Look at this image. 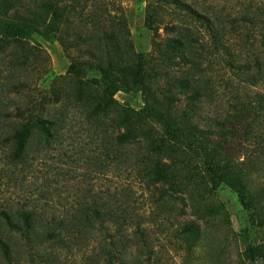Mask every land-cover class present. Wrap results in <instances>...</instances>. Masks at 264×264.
<instances>
[{
  "label": "rangeland",
  "instance_id": "374dc122",
  "mask_svg": "<svg viewBox=\"0 0 264 264\" xmlns=\"http://www.w3.org/2000/svg\"><path fill=\"white\" fill-rule=\"evenodd\" d=\"M53 1L67 11V24L56 35L62 43L37 34L0 43L1 139L36 118L54 120L59 128L51 147L33 145L34 158L22 172L26 175L22 188L12 183L7 191L36 196L42 208L57 216L73 213L86 201L102 200L113 189L124 196L127 213L144 221L157 264H241L245 246L257 244L261 236L250 228L237 194L229 187L221 185L211 195L204 188L194 192L183 186L149 189L146 172L153 165L139 143L118 150L119 158L108 169L102 163L104 137L115 132L112 122L123 116L133 119L150 104L140 84L130 85V71L117 79L114 106L95 111L87 99L91 91L100 92L92 82L99 77L89 72L77 78L68 68L73 62H88L89 53L102 47L99 40L113 34L120 47L147 63L144 82L152 93L172 80H199L197 73L202 71L210 97L200 106L195 102L194 121L202 126L215 123L214 118L232 113L234 96L246 92L238 68L260 59L264 52L260 46L264 0ZM32 3L22 0L20 10ZM155 8L160 16L148 22ZM174 39L182 43L180 54L167 48ZM168 58L166 66L161 64ZM176 104L183 109L184 96ZM236 154V160L242 159L241 153ZM84 252L61 257V264H83Z\"/></svg>",
  "mask_w": 264,
  "mask_h": 264
},
{
  "label": "trees",
  "instance_id": "16d2710c",
  "mask_svg": "<svg viewBox=\"0 0 264 264\" xmlns=\"http://www.w3.org/2000/svg\"><path fill=\"white\" fill-rule=\"evenodd\" d=\"M32 1L23 12L22 0H0V43L34 34L62 43L56 35L67 24L65 7L53 0ZM158 10L147 16L148 22L160 16ZM99 41L102 47L89 53L88 62H73L68 68L77 78H85L89 72L99 77L92 82L96 81L100 92L91 91L87 99L92 110L114 106L120 85L117 79L128 71L133 77L130 85L140 84L150 101L133 119L123 116L112 122L115 132L104 137L102 163L108 169L119 158L118 150L139 143L153 165L146 172L149 189L183 186L194 192L204 188L211 195L226 185L237 194L250 228L261 236L257 244L245 246L241 264H264V52L260 59L238 68L246 92L234 96L232 113L202 126L194 121L195 102L200 106L210 97L209 83L203 81L208 78L201 76L202 71L197 73L199 80H172L152 93L144 82L147 63L140 55L120 47L113 34ZM260 46L264 50V42ZM167 48L180 54L182 43L174 39ZM169 61L161 59V64L166 66ZM227 67L233 69V64L227 62ZM179 96L186 101L183 109L176 104ZM58 129L56 121L36 118L0 137V264H61V257L83 249V264H157L149 230L144 221L127 213L124 196L116 190L107 189L102 200L86 201L73 213L57 216L42 208L36 196L8 192L12 183L22 188L26 179L22 172L31 167L34 158L33 145L51 147ZM233 153H241L242 159L236 160Z\"/></svg>",
  "mask_w": 264,
  "mask_h": 264
}]
</instances>
